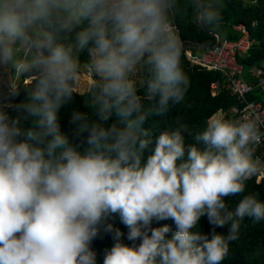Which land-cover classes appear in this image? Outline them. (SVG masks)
Masks as SVG:
<instances>
[{
  "label": "clouds",
  "instance_id": "obj_1",
  "mask_svg": "<svg viewBox=\"0 0 264 264\" xmlns=\"http://www.w3.org/2000/svg\"><path fill=\"white\" fill-rule=\"evenodd\" d=\"M222 7V0H0V264H97L91 243L112 216L133 244L107 224L115 243L103 264H222L245 218L264 222V200L241 196L264 172L255 155L258 117L213 115L192 143L187 126L155 135L146 127L189 86L177 17L191 9L212 30ZM83 73L87 111H72L69 142L58 113L80 95ZM21 90L24 100L12 104ZM8 108L26 113L31 127ZM230 196L241 197L234 208ZM203 216L211 239L193 231ZM169 219L171 236L167 224L152 227ZM225 226L226 235L216 231Z\"/></svg>",
  "mask_w": 264,
  "mask_h": 264
},
{
  "label": "trees",
  "instance_id": "obj_2",
  "mask_svg": "<svg viewBox=\"0 0 264 264\" xmlns=\"http://www.w3.org/2000/svg\"><path fill=\"white\" fill-rule=\"evenodd\" d=\"M222 5L223 18L216 29L206 30L200 27L194 21L191 9L187 10L186 15L177 17L175 25L180 39L184 42L182 66L189 78V86L183 100L171 106L165 116L149 119L146 127L152 130L153 135L165 128L175 129L176 127L187 126L192 135H186L185 142L192 143L195 133L203 130L206 121L211 116L220 115L226 119H235V116L230 113V109L239 106V103L224 85L222 74L191 64L186 57L185 50L192 45H197L200 48L211 47L216 43V35L220 38L236 40L240 33L234 31V28L238 26H243L246 29L252 42L249 50L238 58L239 63L243 66L245 80L253 85V90L246 96V99L264 104V96L257 85L258 80H264V0H222ZM80 59L82 62L88 61L87 50L80 54ZM212 85L217 86L214 93ZM85 93L86 91L80 95L74 94L72 100L65 104L58 113L60 131L68 138L69 142H72L74 138V125L70 122L72 111L74 109L87 111L84 106ZM24 98V92L21 90L20 95L10 102L14 105L20 104ZM145 103L147 104V102ZM6 111L12 117L19 115L23 128L31 127V118L23 119L27 114L22 110L18 112L14 108H8ZM117 119L118 117L114 114L110 122ZM255 155H260L258 149H256ZM250 193L256 194L258 199L264 200V174L258 183L255 182V177L246 182L245 193H242L241 196ZM240 198L239 196H230L226 197L225 200L230 208H234ZM107 224H112L113 230L119 229L123 233L121 237L123 243L129 246L133 244L127 239L128 229L120 222L119 216L109 217L91 243V248L97 255V264H103L106 250H109L115 243L113 233L103 230ZM165 224L170 226L168 235L171 236L175 231V226L170 219L159 222L153 221L152 227H161ZM211 228L207 217L203 216L193 231H201L211 239ZM216 231L226 235L227 226L217 228ZM135 243L138 245L140 241L137 240ZM222 264H264V222L253 225L248 218H245L240 239L231 243L229 255Z\"/></svg>",
  "mask_w": 264,
  "mask_h": 264
},
{
  "label": "built area",
  "instance_id": "obj_3",
  "mask_svg": "<svg viewBox=\"0 0 264 264\" xmlns=\"http://www.w3.org/2000/svg\"><path fill=\"white\" fill-rule=\"evenodd\" d=\"M178 30V29H177ZM234 31L240 33L236 40L228 38H220L211 47H205L201 51L200 56L193 54L190 48H187L186 57L191 62L206 70L216 71L222 74L224 85L231 95L235 96L239 106L230 109V113L235 119L245 117L259 118V127L261 131V141L255 146L260 151L257 156L264 161V104L260 102L247 101L246 96L253 90V85L245 80L243 76V66L239 63L238 58L243 56L251 46V40L248 32L243 26L234 28ZM182 46L184 42L181 40ZM258 87L264 96V80H258ZM216 85H212L213 93Z\"/></svg>",
  "mask_w": 264,
  "mask_h": 264
},
{
  "label": "rangeland",
  "instance_id": "obj_4",
  "mask_svg": "<svg viewBox=\"0 0 264 264\" xmlns=\"http://www.w3.org/2000/svg\"><path fill=\"white\" fill-rule=\"evenodd\" d=\"M193 53L196 54V55H198V56H200V54H201L200 51H197L196 52V50H194ZM82 75H83V79H82V82H81V87L78 89V91L80 92V94L81 93H84L86 91V88H87V85H88V77H87L86 73H83ZM5 91H6V89H5Z\"/></svg>",
  "mask_w": 264,
  "mask_h": 264
},
{
  "label": "crops",
  "instance_id": "obj_5",
  "mask_svg": "<svg viewBox=\"0 0 264 264\" xmlns=\"http://www.w3.org/2000/svg\"><path fill=\"white\" fill-rule=\"evenodd\" d=\"M216 38H217V35H216ZM190 49H191V51L192 52H194V50H196V52L197 51H202L203 50V48H200L199 46H197V45H192L191 47H189ZM194 54V53H193ZM194 55H196V54H194ZM196 56H198V55H196ZM263 174H264V172H261L260 174H259V176H256L255 177V182L256 183H258L260 180H261V178L263 177Z\"/></svg>",
  "mask_w": 264,
  "mask_h": 264
},
{
  "label": "water",
  "instance_id": "obj_6",
  "mask_svg": "<svg viewBox=\"0 0 264 264\" xmlns=\"http://www.w3.org/2000/svg\"><path fill=\"white\" fill-rule=\"evenodd\" d=\"M219 41V36H217V40H216V42H218Z\"/></svg>",
  "mask_w": 264,
  "mask_h": 264
}]
</instances>
